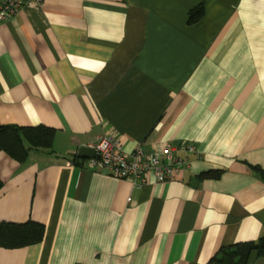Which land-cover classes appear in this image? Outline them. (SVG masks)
<instances>
[{
    "label": "crops",
    "instance_id": "0c3cea01",
    "mask_svg": "<svg viewBox=\"0 0 264 264\" xmlns=\"http://www.w3.org/2000/svg\"><path fill=\"white\" fill-rule=\"evenodd\" d=\"M0 121L56 129L0 151V223L45 225L0 264H209L264 237V0H27L0 23ZM105 135L199 154L135 184L75 160Z\"/></svg>",
    "mask_w": 264,
    "mask_h": 264
},
{
    "label": "built area",
    "instance_id": "2783aa9c",
    "mask_svg": "<svg viewBox=\"0 0 264 264\" xmlns=\"http://www.w3.org/2000/svg\"><path fill=\"white\" fill-rule=\"evenodd\" d=\"M26 2L0 0V23L13 18ZM91 147L96 152L95 157L89 160L94 171L129 179L135 184L149 183L151 177L159 183L172 180L191 168L190 154H199L193 143L184 141L179 144L167 142L157 151L147 152L139 147L133 152H126L121 140L114 135L100 137Z\"/></svg>",
    "mask_w": 264,
    "mask_h": 264
},
{
    "label": "trees",
    "instance_id": "16d2710c",
    "mask_svg": "<svg viewBox=\"0 0 264 264\" xmlns=\"http://www.w3.org/2000/svg\"><path fill=\"white\" fill-rule=\"evenodd\" d=\"M55 133L56 129L44 125L17 126L6 125L0 121V151H5L18 161L24 162L32 149H51ZM76 157V161H83ZM2 186L0 179V188ZM44 234L45 225L33 220L3 221L0 223V246L18 248L36 244L43 240ZM255 249L260 253L264 251V237L258 241L223 248L209 264H248L250 254Z\"/></svg>",
    "mask_w": 264,
    "mask_h": 264
},
{
    "label": "water",
    "instance_id": "95a60500",
    "mask_svg": "<svg viewBox=\"0 0 264 264\" xmlns=\"http://www.w3.org/2000/svg\"><path fill=\"white\" fill-rule=\"evenodd\" d=\"M95 149L91 146H82L78 150L77 153H74V156H78L79 158L82 159H92L95 157Z\"/></svg>",
    "mask_w": 264,
    "mask_h": 264
}]
</instances>
